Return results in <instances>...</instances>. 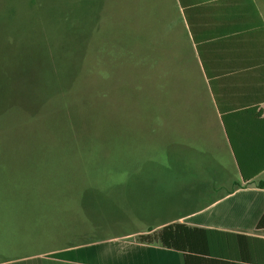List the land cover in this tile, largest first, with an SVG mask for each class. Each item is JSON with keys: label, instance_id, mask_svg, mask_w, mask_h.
Wrapping results in <instances>:
<instances>
[{"label": "rangeland", "instance_id": "374dc122", "mask_svg": "<svg viewBox=\"0 0 264 264\" xmlns=\"http://www.w3.org/2000/svg\"><path fill=\"white\" fill-rule=\"evenodd\" d=\"M35 1L15 0L18 17L0 20L7 27L0 31V73L9 77V91L20 89L8 98L0 93V168L26 162L50 167L42 183L61 194L47 203L69 210L49 212L26 234L25 215L0 202V261L131 230L121 193L132 174L214 170L212 158L179 163L176 152L186 149L168 141L169 127H202L204 117L184 100L195 85L175 81L164 64L155 67L152 0L146 7L143 0H92L83 16L84 0ZM72 46L88 50L87 57L71 60L63 48ZM49 50L59 58L57 80ZM168 56L171 61L169 50L163 62ZM16 67L30 69L35 79L20 77L15 85ZM56 81L72 99L74 127H65L61 108L54 107ZM15 100L25 114L7 107Z\"/></svg>", "mask_w": 264, "mask_h": 264}, {"label": "crops", "instance_id": "0c3cea01", "mask_svg": "<svg viewBox=\"0 0 264 264\" xmlns=\"http://www.w3.org/2000/svg\"><path fill=\"white\" fill-rule=\"evenodd\" d=\"M152 3L155 67L161 70L164 64L175 81L195 85L184 100L204 117L202 127H169L168 141L186 149L176 152L179 163L192 157L204 164L212 158L214 170L132 174L121 193L131 230L34 250L0 264H186L181 251L137 241L173 224L248 237L240 247L215 245L191 256V264H264V229L257 227L264 214V189L256 183L264 172L244 182L225 131L232 127L243 162L264 164V0ZM168 50L171 61L168 56L163 62ZM40 224L25 220L26 234Z\"/></svg>", "mask_w": 264, "mask_h": 264}, {"label": "trees", "instance_id": "16d2710c", "mask_svg": "<svg viewBox=\"0 0 264 264\" xmlns=\"http://www.w3.org/2000/svg\"><path fill=\"white\" fill-rule=\"evenodd\" d=\"M35 2V5H40L42 3V0H36ZM14 4L15 0H0V20L5 18L12 20L18 17L20 11L22 10L16 8ZM83 4L84 8L80 13L81 16L84 15L88 8H91L93 6V2L92 0H84ZM51 12L56 14V9H51ZM51 19L53 20L52 17ZM53 22L55 23V20ZM6 28L7 27L3 24V22L0 21V31L5 30ZM49 29L56 30V27H53L52 23H50ZM84 46L88 47L87 43ZM63 50H69L67 56L70 57L71 60H74L77 57L82 60L88 55V50L85 52L80 49L75 50L73 46L70 48H63ZM2 51L4 53L10 52L8 51V48H4ZM12 53L13 52H11V54ZM11 57L12 59H16V54L11 55ZM46 58L48 59V61H50L51 71L54 74V78L57 80V63L59 64V58L51 50L47 52ZM11 75L14 77L15 85L17 84L20 77L35 79V77H31L32 72H30V69L23 71L19 70V68L16 67L12 71ZM7 79H9V77L0 73V80H4L1 81L2 86H0V93L3 94L6 98H8L9 95L13 94L15 91H17L16 93L20 91V89L18 88L16 90L15 86H13V93L12 91H9L10 84L8 83ZM56 83L58 82L56 81L55 84ZM32 86L33 85L31 84L27 90L32 91ZM54 90L55 92H57L59 97V99H57L56 103L54 104V107L61 108L65 127H74V115L72 113L71 103L72 99H68L67 97H65L66 92L65 94H63L64 89L61 88V85L59 83L55 86ZM11 104L8 105L7 103V107H16V109H13L16 114H25L23 113L24 111L20 109L22 105H20L19 101L15 100V102H12ZM30 118L32 119L33 116ZM222 118L224 125H226L227 122L225 121V117ZM26 119H28L27 115L24 117H20L18 120ZM225 131L232 145L234 157L236 158L237 163L240 166L244 182H249L254 177L264 172V164L251 165L249 163L243 162V157H241L239 150L234 144L235 142H233L232 127L226 126ZM244 150L248 152L246 149ZM257 167L258 169H256ZM0 173L4 175V177L0 175V189L2 191V193H0V202L13 204L9 205L8 207H10L11 209H15V211L20 212V214L23 213V215H25L26 217L25 220L40 221L41 219L47 217V214L49 212H55L57 209H60V212L63 210H69L63 206H58L59 208H57L55 207V205L47 203L48 198L59 197V194H61L59 188H46L48 184H46V182L42 183V178L51 173L50 167H46L44 169L41 168V165L37 163H16L12 164L11 166L1 167ZM46 178H43V180H45ZM256 183L259 188L264 189V178L258 179ZM20 217L23 216L20 215ZM257 227L259 229H264V214L261 217ZM243 239H248V237L202 228H192L184 224L169 225L157 232L148 233L146 235L137 237V241L140 243L160 244L164 247L183 252L186 255V264H191V256H197L204 254L205 252H209V250L215 245H223L227 248H231L233 245H237L238 247H240L242 246ZM225 256L226 255H223V257Z\"/></svg>", "mask_w": 264, "mask_h": 264}]
</instances>
